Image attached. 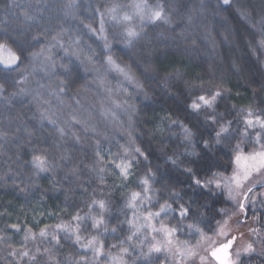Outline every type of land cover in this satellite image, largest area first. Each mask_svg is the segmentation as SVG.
Listing matches in <instances>:
<instances>
[{"label": "snow or ice", "instance_id": "snow-or-ice-1", "mask_svg": "<svg viewBox=\"0 0 264 264\" xmlns=\"http://www.w3.org/2000/svg\"><path fill=\"white\" fill-rule=\"evenodd\" d=\"M239 3L236 9L237 15L253 29L252 38L247 41L254 51H259L264 56V0H261L260 11L257 14L244 0H218L214 8L222 5L232 6ZM210 0H201L198 7L186 10V28L193 31L181 33L185 41L191 42L194 50H199L195 29L196 21L203 16L211 15L217 21L219 28L223 31L218 33L225 42L231 43L232 28L227 17L219 11H209ZM11 7L19 10L13 17H6L0 20L3 25L0 30V101L9 106L16 97L32 96L35 100L38 93L27 87L29 77L33 74L38 64L45 68L52 67L51 50L56 45L64 46L63 37L68 32L63 23L49 28L42 22L39 32H33V23L40 20L37 7L33 10L32 5L23 7L12 0ZM76 0H64L60 5L64 18L77 19ZM227 10V9H225ZM95 14L98 16L99 27L94 28L92 24H85L90 32L101 36L104 41V50L108 53L103 56L104 70L85 68V71H94L97 80L104 87L106 100L109 107H104L101 102V114L106 117L113 126L123 133L124 144H119L120 152L113 154L110 149L101 147V140L108 141L110 137L106 132L97 131L88 120L80 119L71 115L67 120L66 127L57 125V121L49 116L48 110L41 113V122L48 120L57 125L59 140L51 147H42L39 143L33 146L32 156L29 161H21V166H30L31 175L27 177L30 184H26L20 191L28 193L35 187L36 182L42 174L52 176L53 190L59 188L64 190V184H69L67 191L75 192L77 189L85 197L80 201L83 207L73 203L74 211L69 212L67 208L61 209V214H55L58 223L44 225L39 231L32 227L21 228L19 224H12L8 227L23 231L24 235L20 242V248L7 245L6 255H0V262L3 264H152V260L163 257V264H187L188 261L199 256L203 261L204 256L199 255L202 241L211 240L207 237L197 224L182 225L190 230V234L198 235L201 239L195 244L188 241H181L177 238L181 228L169 226L162 217L174 215L178 222L189 219H200L203 213L193 206L191 200L179 203L184 199L187 192L176 191L171 182L169 171L163 165H169L173 169L187 174L192 179V185L200 189L208 190L210 196H215L211 190H219V194H226V202L232 204L235 209L231 214L223 209H217V215L226 217L222 220H215L212 227L216 235L226 238V242L218 246L213 243L210 249V256L218 264H243L242 257L250 260L253 256L264 258V235L261 228H249L252 239L243 247L233 245L242 238L230 234L229 220L232 216L240 214L243 219H238L237 224L245 223L248 213L252 212V219L260 224L261 215L264 214V107L248 105L236 108L235 105H225L224 111H220V101L226 100L231 95V90L226 87L222 76L215 72L209 73V78L198 76L196 80L187 78L186 72L174 68L172 72L166 73L161 81L163 89L173 98L179 99L182 94L186 95L187 102L184 105L183 118H173L168 113L166 119L168 128H177L178 132L169 131L168 139L175 148L171 154L167 152V145H162L161 153L163 165L153 164L150 159L151 153L142 148L137 140L141 135L137 129L140 109L135 103V96L125 83L134 85L137 95H142L145 100L152 99L151 93L140 76L134 70L133 65L141 70L144 80H151L158 71L157 66L152 62V40L147 31L152 25H171L173 22V6L167 0H155L149 3L148 0H129L123 3L121 0H109V2L97 6ZM15 20V27L12 21ZM83 23V21H81ZM111 31L113 39L123 44L128 50L127 54L132 63L124 61L112 54L113 43L109 39L108 32ZM55 32V35H51ZM226 33V34H225ZM163 36V33H160ZM43 39L45 45L38 50H32L33 41L39 42ZM73 44L79 45V37L72 40ZM201 43L206 47L211 46L214 51L217 41L205 27ZM137 45H140L137 50ZM91 55L85 59L90 65L96 63V53L91 49ZM234 71H239V66L233 61ZM61 68L69 73L67 65ZM32 69V71H29ZM115 72L122 78L115 87L109 85L107 76ZM61 85L65 81L60 82ZM177 87L178 91L173 92L172 88ZM264 88V81L260 84ZM14 89V91H9ZM64 88L61 87L60 92ZM257 95L253 89V96ZM124 96L126 99H118ZM264 103V95L260 97ZM47 103V101H44ZM79 104V101H77ZM235 113V114H234ZM124 116L125 119L120 117ZM232 118L229 119L228 117ZM91 114L89 113V119ZM16 119L23 123L20 115ZM80 125L85 134L91 132L93 136L99 137L94 140L93 159L91 162L77 158L74 151L66 147L65 137L69 135L76 144H82V138L73 129ZM20 131L19 128L16 129ZM25 131L31 136L32 132L27 127ZM165 129L156 126L155 135L163 134ZM14 138V134L0 127V141H8ZM199 146V150H198ZM217 151H213V150ZM247 149V150H246ZM217 152H222L228 157L224 163H207L205 171L209 174L204 179L194 178L195 170L191 165L200 162H208L209 158L220 160ZM107 157V158H106ZM188 165V166H185ZM222 167L224 171H213V168ZM58 172L63 175L56 179ZM115 176L119 181L109 185V175ZM96 186L93 187V183ZM135 183L137 189L130 186ZM159 185V186H157ZM91 188V191H89ZM191 185L189 186V190ZM119 190L122 203L113 211V192ZM101 197V198H98ZM171 201V202H169ZM70 198L65 196V203ZM187 204V206H186ZM175 205V207L173 206ZM208 208V204L201 205ZM67 216L65 220L62 217ZM115 220V224L111 221ZM39 226V221H37ZM127 234H123L124 230ZM117 237L116 243L105 245L102 237ZM159 237V238H158ZM230 237V238H228ZM41 243L37 244V239ZM11 237L0 235V241H8ZM32 242L33 248H28ZM72 246L75 251L65 250V245ZM115 250V251H113ZM0 249V252H3Z\"/></svg>", "mask_w": 264, "mask_h": 264}, {"label": "trees", "instance_id": "trees-1", "mask_svg": "<svg viewBox=\"0 0 264 264\" xmlns=\"http://www.w3.org/2000/svg\"><path fill=\"white\" fill-rule=\"evenodd\" d=\"M15 2L22 7L30 4L33 6V10L37 7L40 9L38 13L40 20L33 23L34 33L42 30L40 28L41 22L49 28H53L62 22L68 32L63 37L64 46L56 45L51 50L50 55L54 66L45 68L43 64H38L33 74L29 77L28 83L23 85V87L37 92L39 94L37 99L34 100L32 96L16 97L9 106H5L0 101V127L14 134L13 139L0 141V235L11 237L8 241H0V249L4 250L0 252V255H6L8 244L19 249L24 235L23 231L18 232L16 229L8 227L9 225L19 224L21 228L26 225L38 232L39 228L46 224L58 223L59 220L54 213L61 214L62 208H67L69 212H72L74 211L73 203L83 207L80 201L85 197L82 196L79 189L75 192L67 191L70 186L65 183L64 190L59 188L53 190V178L47 173L42 174L35 187L31 188L28 193L20 191L26 184L31 183L27 179L31 175L30 166L25 165L22 167L21 161H29L31 159L34 145L39 143L42 147H51L53 143L59 140L57 125L65 127L67 131L65 122L70 119L71 115L88 120L91 125L96 127L97 131L108 134L110 137L108 141L101 140L103 149H110L113 154H116L120 152L118 145L125 143V140L122 139L123 133L116 129L101 114V102H104V107H109L110 105L106 100L104 87L97 80L96 72L85 71L86 67H95L101 72L104 70L103 56L108 54L103 47L104 41L100 35L90 32L84 25L92 24L94 28L98 29L99 20L94 10L97 6L107 3L109 0H76L78 4L76 10L77 19L64 18L60 9V5H62L64 0H15ZM121 2L128 3L129 0H121ZM148 2L154 3L155 0H148ZM244 2L251 6L249 11L253 8L255 9L254 14H257L258 20L261 0H244ZM167 3L173 6L174 16L172 24L152 25L147 29L154 49L152 62L157 66L158 71L151 80L146 81L141 70L136 65H133L137 75L140 76L145 87L149 89L152 99L145 100L142 95L135 93L134 85L124 84V87L128 88L135 96V103L140 109L137 129L141 135L138 137L137 142L142 148L151 153L150 159L153 164L160 163L161 165H163L162 145H167L168 154H171V150L175 148V144L168 139L169 131H179L177 128L169 129L168 121L163 118L168 113H171L173 118L178 115L183 118L184 105L187 102L186 95L182 94L179 99H175L161 85L164 75L172 72L174 68L185 71L187 78L191 80H196L198 76L208 79L210 72H215L218 77L222 76L226 87L231 90V95L226 100L219 102L220 111H224L225 105H235L237 109L248 105L264 107V103L260 100V97L264 95V88L260 87L261 82L264 81V56L259 51H254L247 43L252 38L253 29L243 18L237 15L236 9L240 7L239 3L234 2L232 6L222 5L219 8H214L213 6L218 4V0H210L209 11H219L228 18L232 28V42H225L222 36L218 34L223 31L217 23L219 16L215 19L211 15L203 16L195 22L197 25L195 33L197 44L199 45L198 51L194 50L190 40L185 41L182 38L181 33L187 35V33L193 31L191 28H186V10L198 7L201 0H167ZM11 5L12 0H0V20L6 17H13L19 11L11 7ZM15 23V20H13V27H15ZM205 27L212 32L217 41L214 51L210 50L211 46L206 47L201 43ZM2 28L3 25H0V30ZM160 33H163V36ZM51 35H55V32H52ZM108 36L113 43L112 54L128 63H132L125 46L113 39L111 31L108 32ZM75 37H79V45L72 43ZM32 43V50H38L46 42L41 39L38 43L35 41ZM139 48L140 45H137V50ZM90 49L96 53L94 57L96 63L94 65L88 64L85 59L87 55H91ZM233 61L239 66L240 70L238 72L234 71L232 67ZM61 65H67L70 75L61 68ZM29 71H32V69H29ZM62 80L65 81L64 85L60 83ZM107 80L110 86L115 87L122 78L113 72L108 74ZM61 87L64 88L63 92H60ZM253 89H256L257 92L255 97L253 96ZM9 91H14V89H9ZM172 91L176 92L178 88L173 87ZM55 92L63 100L61 108L58 106L51 107L52 104L49 98L54 97L57 99ZM117 98L126 99L127 97L119 96ZM44 101H47V103H44ZM77 101H79V104H77ZM44 109H47V114L57 121V125H53L48 120L41 122L40 117ZM89 113L91 114L90 119ZM17 115L21 116L23 123L16 119ZM228 118L231 119L232 117L229 116ZM123 119H125L124 116H122ZM158 125L163 127L165 131L163 134L155 135L154 129ZM25 127L31 130V136L25 131ZM17 128L20 129L19 132L16 131ZM73 130L81 136L83 143L76 144L69 135L65 137L67 141L66 147L74 151L77 158L82 157L86 161L91 162L93 159L94 140L99 139V137L93 136L91 132L85 134L80 125H76ZM213 151L217 150L214 149ZM217 155L221 157L220 160L209 158L208 162L191 165L195 170L194 178L204 179L206 175H209L205 171L209 162L216 164L227 163V156H224L222 152H217ZM163 166L169 171L175 190L182 193L187 192L184 195V199L179 201V203L191 200L193 206L203 213L200 219H189L181 222L174 219V215L162 217L165 223L169 224V226L181 228L182 230L178 231L177 237L180 240L193 243L198 240L199 236L190 234V230L182 227V225L197 224L203 229L204 234H213L215 228L212 227V231H209V227L215 224V220L224 218L217 215V209L223 208L228 212L235 210L231 203L226 202V194L221 196L219 190L213 188L211 191L215 193V196H210L208 190L192 185L193 178H190L187 174L175 170L169 165ZM213 171H224V168L216 167L213 168ZM62 175V172H58L56 179H60ZM114 181L119 183L115 176L110 174L107 183L111 185ZM190 185L191 189L189 190ZM95 186L96 182L93 183V187ZM130 187L139 190L135 183ZM89 191H91V188H89ZM66 195L70 198L68 204L65 203ZM112 198L114 201L113 211L115 212L116 207L122 203L119 190L113 192ZM205 203L208 204V208L201 207ZM173 206L175 207V205ZM252 215L250 211L248 220H253L251 218ZM257 215H261L262 220L260 224L256 222L255 224L261 228V234L264 235V214L257 213ZM213 216H215V220L212 219ZM62 218L68 219L67 216ZM37 221H39V226H37ZM115 223V220L111 221V224ZM123 234H127L126 228ZM104 240L107 249L108 244L117 242V237L109 235ZM36 243H41L39 238ZM28 248H33L32 242H29ZM65 250L75 251L72 246L67 244L65 245ZM154 260L155 258L152 260V264H160V260H163V257L156 259V261ZM246 262L247 264H264V258L253 256L248 261L243 260V264H246ZM0 264H3V262H0Z\"/></svg>", "mask_w": 264, "mask_h": 264}, {"label": "rangeland", "instance_id": "rangeland-1", "mask_svg": "<svg viewBox=\"0 0 264 264\" xmlns=\"http://www.w3.org/2000/svg\"><path fill=\"white\" fill-rule=\"evenodd\" d=\"M54 92V91H52ZM57 95V99L54 97L49 98L52 106H58V107H62L63 105V100L60 97L57 92H55ZM122 119V116L120 117ZM235 210L229 212L230 214L232 212H234ZM226 217H224L223 219H225ZM238 219H243V217L240 214H237L235 216H232V218L229 220V229H230V234L231 235H236L238 237H240V234L242 233L243 236L242 238L238 239L237 242L233 245V249H235L237 246L239 247H243L249 240L252 239V235L249 232V228H255L257 227V225L255 224L254 220H247L245 223H240L237 224V220ZM255 224V225H254ZM205 236L207 237H211V240H205L202 241L201 243V247L198 250L199 251V255L200 256H204L205 259L203 261H201L199 259V256L193 258L192 260L188 261L187 264H217L210 256V249L213 246V243H215L216 246H218L220 243H224L226 242V238L223 236H219L216 235V230L213 234H205ZM105 237H102V239H104ZM159 238V237H158ZM178 238V237H177ZM230 238V237H228ZM179 239V238H178ZM201 238L199 237L198 240H200ZM180 240V239H179ZM197 240V241H198ZM181 241H185V240H181ZM189 242V241H188ZM190 244H195L196 242H189ZM107 250V249H106ZM244 260V258L242 257V261ZM156 261V259L154 260ZM160 264H163V260H160Z\"/></svg>", "mask_w": 264, "mask_h": 264}, {"label": "water", "instance_id": "water-1", "mask_svg": "<svg viewBox=\"0 0 264 264\" xmlns=\"http://www.w3.org/2000/svg\"><path fill=\"white\" fill-rule=\"evenodd\" d=\"M212 258V257H211ZM214 261H215V259L214 258H212ZM216 262V261H215ZM217 264H218V262H216Z\"/></svg>", "mask_w": 264, "mask_h": 264}, {"label": "flooded vegetation", "instance_id": "flooded-vegetation-1", "mask_svg": "<svg viewBox=\"0 0 264 264\" xmlns=\"http://www.w3.org/2000/svg\"><path fill=\"white\" fill-rule=\"evenodd\" d=\"M248 261V260H247ZM245 264V263H244ZM246 264H247V262H246Z\"/></svg>", "mask_w": 264, "mask_h": 264}]
</instances>
